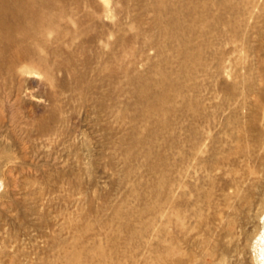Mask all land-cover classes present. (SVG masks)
Wrapping results in <instances>:
<instances>
[{
  "label": "rangeland",
  "instance_id": "1",
  "mask_svg": "<svg viewBox=\"0 0 264 264\" xmlns=\"http://www.w3.org/2000/svg\"><path fill=\"white\" fill-rule=\"evenodd\" d=\"M3 3L0 264H253L264 0Z\"/></svg>",
  "mask_w": 264,
  "mask_h": 264
},
{
  "label": "clouds",
  "instance_id": "2",
  "mask_svg": "<svg viewBox=\"0 0 264 264\" xmlns=\"http://www.w3.org/2000/svg\"><path fill=\"white\" fill-rule=\"evenodd\" d=\"M0 187H2V182H0ZM253 264H264V229L253 246Z\"/></svg>",
  "mask_w": 264,
  "mask_h": 264
},
{
  "label": "bare ground",
  "instance_id": "3",
  "mask_svg": "<svg viewBox=\"0 0 264 264\" xmlns=\"http://www.w3.org/2000/svg\"><path fill=\"white\" fill-rule=\"evenodd\" d=\"M0 2H1L0 3V20H1V15L5 11L6 5H4L3 0H1ZM6 33L7 35L0 36V45L4 47L5 52H7L8 48L13 43V41L17 39L16 36L12 34L10 31H6Z\"/></svg>",
  "mask_w": 264,
  "mask_h": 264
}]
</instances>
